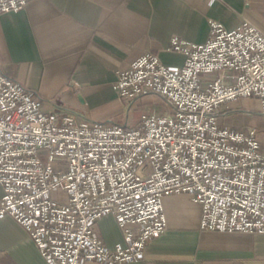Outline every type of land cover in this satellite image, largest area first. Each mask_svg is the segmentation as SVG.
Masks as SVG:
<instances>
[{
  "label": "built area",
  "instance_id": "2783aa9c",
  "mask_svg": "<svg viewBox=\"0 0 264 264\" xmlns=\"http://www.w3.org/2000/svg\"><path fill=\"white\" fill-rule=\"evenodd\" d=\"M31 1L0 0V17ZM209 26L202 44L171 39L182 67L147 52L118 71L114 89L128 106L158 97L168 109L142 114L135 127L46 111L0 70V218L19 223L48 264L141 261L167 231L172 195L201 207V231L264 234L258 133L220 122L222 107L241 99H256L264 113V34L249 22ZM106 215L123 234L114 248L96 230Z\"/></svg>",
  "mask_w": 264,
  "mask_h": 264
},
{
  "label": "crops",
  "instance_id": "0c3cea01",
  "mask_svg": "<svg viewBox=\"0 0 264 264\" xmlns=\"http://www.w3.org/2000/svg\"><path fill=\"white\" fill-rule=\"evenodd\" d=\"M211 19L228 29L249 22L264 34V0H34L0 17V70L40 98L46 111L135 127L145 112L168 109L154 97L128 107L114 89L118 71L147 52L182 67L184 55L167 50L171 39L202 44ZM225 82H233L230 73ZM254 104L264 139V113ZM250 105L241 106L245 115ZM227 115L221 114L223 126ZM2 194L0 187V200ZM164 209L165 234L150 242L141 261L127 264H264V234L201 231V207L188 195L165 197ZM96 230L109 248L124 242L113 215ZM0 264H48L11 217L0 218Z\"/></svg>",
  "mask_w": 264,
  "mask_h": 264
},
{
  "label": "rangeland",
  "instance_id": "374dc122",
  "mask_svg": "<svg viewBox=\"0 0 264 264\" xmlns=\"http://www.w3.org/2000/svg\"><path fill=\"white\" fill-rule=\"evenodd\" d=\"M204 77H210L212 79H215V75H204ZM157 98L158 97H154L153 100H155ZM255 100L256 99H254V98L241 99V100H238V101H235L233 103H230L228 105L223 106L222 107L223 108L222 113L228 114L227 115L228 118H226L223 121L225 126L226 127L230 126L233 128H243L245 126H255L256 131L259 134L260 126L258 125V120L260 119V117L258 115H256V113L260 112L258 110L259 106H256V104L250 105L251 103H253V101L255 102ZM140 102L141 101H139L137 103H140ZM137 103H135V104H137ZM135 104H133V105H135ZM243 104L250 105L246 108V110H249L251 108L253 109L250 111L251 115H250V113H247L246 115L243 113V111L245 110L243 107H241V106H243ZM126 105H127V103H126ZM133 105H131V106L127 105V106L132 107ZM258 138L261 141V144H262L261 151L263 152L264 151V139H262L259 135H258Z\"/></svg>",
  "mask_w": 264,
  "mask_h": 264
}]
</instances>
